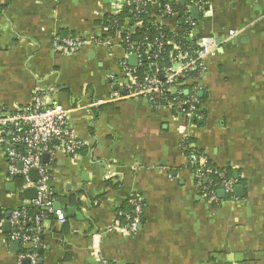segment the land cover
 Wrapping results in <instances>:
<instances>
[{
  "label": "crops",
  "instance_id": "1",
  "mask_svg": "<svg viewBox=\"0 0 264 264\" xmlns=\"http://www.w3.org/2000/svg\"><path fill=\"white\" fill-rule=\"evenodd\" d=\"M148 1L159 12L174 0ZM193 3L201 4L197 37L220 43L202 81L199 125L143 99H113L126 56L119 37L69 55L53 50L58 34L103 36V17L128 0H0V109L29 106L39 89L46 104L55 99L70 111L85 143L75 158L60 151L43 161L55 202L70 200L84 219L61 220L64 205L54 213L36 264H264V0ZM164 25L177 29L172 20ZM231 30L238 36L230 38ZM185 138L203 166L230 168L245 196L203 199ZM8 166L0 148V264H23V250L33 247L19 242L13 252L12 227L3 229L6 214L27 202L8 192L15 183ZM135 196L143 199L144 221L129 235L115 222Z\"/></svg>",
  "mask_w": 264,
  "mask_h": 264
},
{
  "label": "built area",
  "instance_id": "2",
  "mask_svg": "<svg viewBox=\"0 0 264 264\" xmlns=\"http://www.w3.org/2000/svg\"><path fill=\"white\" fill-rule=\"evenodd\" d=\"M179 3L181 0H174L167 4L164 10L159 11V15H155L152 25L163 28L165 26L163 16L171 18L177 26L174 32L181 30L187 32V39L193 40L195 47L191 50H184L175 43H168V46H172L173 49L169 53L167 65L158 63L160 56L166 53V45L163 40H158L145 49H142V45L131 41V35L134 34L136 28L142 26V21L129 25L131 20L129 16L125 17L123 26L113 34L111 28L104 26L105 34L103 36L73 35L64 37L60 34L55 35L52 40V48L57 53L69 55L92 44L110 45L111 39L119 37L126 56L119 61V80L115 82L118 90L112 93L114 100L143 99L155 109L175 110L178 116L202 119L198 113L202 81L209 71L208 62L218 56L220 44L213 38L197 37V24L191 16L190 9L193 6L200 8L201 4L188 5L184 18L180 22V13L176 11ZM129 6V14L136 16L145 14L148 12L145 8L150 7L148 0H128L127 7ZM126 9L117 10L111 15L126 13ZM238 34V31L231 30L229 37L234 38ZM132 55L137 56L136 67L129 64V58ZM146 61L149 62L148 74L140 81L135 76L134 70ZM190 74L194 75L188 77ZM178 78L185 81L177 84ZM187 85H191V88L186 89ZM122 89L125 90V94L122 93ZM168 96L175 98L176 103L169 100ZM45 98L46 92L37 89L34 91L32 103L29 106L13 111L0 109V148L8 157L10 178L11 180L16 177L24 179L23 185L17 188L20 194L31 188H36L38 191L37 198L27 201L24 207L14 211L9 220L12 227L10 241L33 247V253L20 256L21 260L28 258L31 264H36L35 251L41 244L45 222L55 213L53 209L55 198L50 186V170L43 162V158L45 155H49L50 158L55 159L60 151L75 158L79 151L85 147V143L78 137L70 111L55 99L50 104H46ZM190 161L196 166L194 176L201 189L203 199L209 202L218 200L217 192L211 190L212 181L207 178L213 172L222 178L221 190L225 192L226 196L234 195L236 181L232 178L227 179L225 174L218 173L215 168L203 166L200 156L196 154L191 155ZM20 164H22L21 168ZM32 170L37 171L36 182L31 179ZM129 204L132 207V213L125 215L126 225L122 226L116 218L115 226L118 230L126 231L129 235H136L144 219V202L140 196H135L130 199ZM27 209L36 210L37 214L31 216ZM122 215L119 212L117 217ZM59 218L63 220L64 216L60 215Z\"/></svg>",
  "mask_w": 264,
  "mask_h": 264
},
{
  "label": "trees",
  "instance_id": "3",
  "mask_svg": "<svg viewBox=\"0 0 264 264\" xmlns=\"http://www.w3.org/2000/svg\"><path fill=\"white\" fill-rule=\"evenodd\" d=\"M188 4H186L185 6H183L181 3H179V5L176 7V11L180 13V22H182L184 15L187 11V7L188 5H190L191 2H193L194 0H186ZM148 12H146L145 14L142 15H134V14H129L130 11V6L127 7V12L126 13H121L119 15H111L108 14L106 16L103 17V19L100 22V26H105V27H109L111 28V33H115L117 32V30H119V28L121 26H123L124 21H125V17H130L131 20L129 22V25H133L134 23H136L137 21H142V26L139 28H136L134 31V34L131 35V41L132 42H136L139 45H142V49H145L148 45L150 44H154L156 43L158 40H163V42L166 45V53L162 54L160 56V59L158 60L159 64H163V65H167L169 62V53L170 51L173 49L172 46H168V43H175L177 44L180 48L184 49V50H191L195 47V42L193 40L187 39V32L185 31H178V32H172L170 30H168L165 26L163 28H158L152 25V23L155 21V15L156 14H160L159 12H153L152 9L150 7H146L145 8ZM164 10V9H162ZM152 15V16H151ZM163 20H171V18L169 17H164L163 16ZM197 24V21H195ZM182 27V26H181ZM61 36L67 37V36H73L75 34L73 33H64V34H60ZM162 38V39H161ZM148 63L149 62H145L142 66H138L134 72H135V76L138 78V80L142 81L145 76H147L148 74ZM194 74H190L188 77H192ZM185 80L178 78L177 79V84L184 82ZM186 89H190L191 85H187L185 87ZM168 99L173 101L174 103H176L175 98L168 96ZM200 101V105L198 106L199 109V114L203 117H205V111L202 110L201 106L202 104H204L205 98H201L199 99ZM175 111V110H173ZM176 113V111H175ZM202 119V120H203ZM202 120H198L195 119L194 123L196 125H199ZM192 144L193 142L191 140H185L183 142V147L186 150V153L188 156L191 157L192 154H200L198 153V151H196V149L192 148ZM200 156V155H198ZM191 162V161H190ZM208 167L212 168L209 166L208 163ZM191 168L193 170V172L196 171V166L193 165V163L191 162ZM223 173L225 174V177L227 179L232 178L233 177V171L228 168V169H223V170H218V173ZM207 178H209V181H212V188L211 190H214L218 193L219 190H221V185H222V178L219 177L218 174H216V172H213L212 174H210ZM15 183L17 184V187H21L23 185L24 179L22 177H16L14 178ZM241 181V180H240ZM239 181V183H240ZM242 183V181H241ZM227 198H233L232 195L228 196ZM36 210H30L27 209V212L31 215V216H35L37 214V212H35ZM123 215L122 216H118V220L120 221L122 226L126 225V221H125V215L129 214L131 215L132 213V207L129 204V202L127 204H125V206L121 209L120 211ZM49 218H52V216H50ZM144 221V220H143ZM142 221V223H143ZM29 250L28 249H24L23 250V254L27 253Z\"/></svg>",
  "mask_w": 264,
  "mask_h": 264
},
{
  "label": "water",
  "instance_id": "4",
  "mask_svg": "<svg viewBox=\"0 0 264 264\" xmlns=\"http://www.w3.org/2000/svg\"><path fill=\"white\" fill-rule=\"evenodd\" d=\"M181 4L183 6H185L186 5V2L183 1V2H181ZM199 11H200L199 8L196 7V6H193L190 9L191 16H192V18L195 21H198L200 19V12ZM129 64L132 67H136L137 66V56L136 55H132L129 58ZM200 96L202 97V94H200ZM48 160H49V155H45L44 158H43V161L44 162H47ZM19 166L21 168L22 167V164H20ZM30 176H31V179H32L33 182H36L37 181L38 175H37V171L36 170H32L31 173H30ZM6 187H7L8 192L16 193L17 185L15 183H13V182L12 183H8ZM234 193L239 198L244 197L245 196V187L242 186V185H237L235 187V189H234ZM37 196H38V191H37L36 188H31V189L25 190L23 192V197L27 201L34 200V199L37 198ZM218 196L222 199V198H225L226 194H225V192L223 190H220V191H218ZM63 205L67 207L66 212H62V206ZM53 209H54V212L55 213L62 212L63 213L62 215L65 218H67L68 216L76 215L79 220H83L84 219L83 215L81 213H77L76 212V208L74 206H71V201L68 200V199H60L58 202H54ZM10 217H11V213H7L6 214L7 222H4V224H3V229L5 231H9L10 228H11L10 227V224L8 222V219ZM140 228H141V226H140ZM19 246H20V243L19 242L12 243L11 244L12 251L13 252H17L19 250ZM30 262H31L30 260H26L23 264H30Z\"/></svg>",
  "mask_w": 264,
  "mask_h": 264
}]
</instances>
